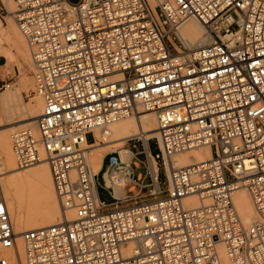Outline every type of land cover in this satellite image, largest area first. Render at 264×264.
<instances>
[{"label": "built area", "instance_id": "2783aa9c", "mask_svg": "<svg viewBox=\"0 0 264 264\" xmlns=\"http://www.w3.org/2000/svg\"><path fill=\"white\" fill-rule=\"evenodd\" d=\"M12 1L44 104L35 134L13 136L16 163L44 157L62 210L74 214L21 233L26 264H224L220 250L229 264H264V0ZM188 19L210 37L193 51L176 35ZM138 106L156 114L157 152L145 151L137 177L138 164L110 158L101 187L115 203L105 211L87 163L93 130ZM205 146L211 159L167 170L165 157ZM122 178V189L150 179V201L120 208ZM241 187L256 216L248 227L232 200ZM192 195L199 206L185 207ZM13 245L0 196V247Z\"/></svg>", "mask_w": 264, "mask_h": 264}, {"label": "bare ground", "instance_id": "6f19581e", "mask_svg": "<svg viewBox=\"0 0 264 264\" xmlns=\"http://www.w3.org/2000/svg\"><path fill=\"white\" fill-rule=\"evenodd\" d=\"M1 1L7 10V16L12 19L10 14L15 9L13 1ZM11 2L14 5L13 10ZM187 22L188 24L184 25ZM8 25L9 27L7 28L0 25V28L3 29L2 31L6 41L5 44L8 48V50L0 51V53H4L8 56L9 52L14 53L15 51L14 55L16 59L21 58L23 61L25 60V63L26 61L31 63L32 56L30 58L29 55L31 51L28 52L26 44L23 40L24 37L21 36L22 34L20 35L18 33L19 30L17 31L15 28L16 25L14 26L10 21ZM176 35L181 41L183 47L188 51H193L210 42V37L205 27H203L195 19H188L184 21L177 28ZM177 49L181 51L180 48L177 47ZM31 64H33V61ZM21 87L22 89L32 87V81L24 79L21 83ZM9 88V85H7L6 96L0 98V110L3 114L7 116L9 115V119H11V122L9 121L10 123L8 124V126H10V131L15 129L13 125H19V127L22 128L13 132L10 137V142H8L7 137L4 134V130L1 129L2 126L0 125V196L7 210L14 233L13 247L9 249L0 247V256L5 259L6 264H14V261H17L20 264L24 249L21 232L41 227H48L50 225L62 223L65 220L71 221L74 214L71 210L66 212L62 210L54 190L49 166L44 157H42L40 162L27 167H19L17 165L13 152V136L17 132L24 129H29L33 133L35 132L36 120L41 114L44 104L43 100L35 93L37 98L41 101L42 109H40L39 106H28L22 110L21 114L16 113L15 115L13 107L16 106L17 102L15 96L8 90ZM15 91L17 90H14V92ZM15 94L17 93L15 92ZM141 112L150 114L151 116L141 117ZM157 129L156 114L143 109L141 106H138L136 112L128 117L119 119L106 127L94 129L93 135L95 142L90 146L87 155V163L91 173L96 174L99 171L103 157L109 152H114L110 151V149L113 147H119V145H124L126 141L136 136L139 137L138 139L143 141L145 147L147 148L148 140L159 137ZM110 138L113 139L110 141ZM118 152L122 163L128 164L131 153L124 149L120 151L118 150ZM174 155L170 158L165 157L166 168L168 171H170L171 168L186 167L199 162L207 161L211 159V150L208 146H205ZM150 161L152 172L156 173L157 167L155 161L153 159ZM16 167L22 171L18 172ZM104 177H108L106 173L104 174ZM124 184L125 179L122 178L120 185L114 188L116 197H121L122 186ZM232 200L240 221L244 227H248L251 223H253L256 216L247 190L244 187L239 188L233 194ZM58 204L63 211V217L61 216L62 214L60 215L58 210ZM183 204L185 207L194 208L199 206V201L192 195L186 197ZM207 204L208 202L205 201L204 205ZM24 213L26 216L23 215ZM220 256L224 264H229L224 256L223 250H220ZM23 259L24 264H26L25 258Z\"/></svg>", "mask_w": 264, "mask_h": 264}, {"label": "rangeland", "instance_id": "374dc122", "mask_svg": "<svg viewBox=\"0 0 264 264\" xmlns=\"http://www.w3.org/2000/svg\"><path fill=\"white\" fill-rule=\"evenodd\" d=\"M3 1H5V0H3ZM70 1H75V0H70ZM11 6H12V10H13L14 5L12 2H11ZM9 21L12 22L13 25L15 26V24L11 18H9L5 13L4 14L0 13V25L1 26H4L6 28L9 27V25H8ZM186 24H188V22L185 23L184 25H186ZM15 28L18 31L16 26H15ZM2 30L3 29L0 28V42H1L0 43V51L8 50V48L5 44L6 41H5V37H4ZM18 33L21 35V33L19 31H18ZM23 40L26 44L28 52H30V49H29L25 39H23ZM169 44L171 46V43H169ZM176 45H177V43H176ZM14 53H15V51H14ZM14 53L9 52L8 56L4 53H1V54L5 55L7 59L1 56L3 60L2 59L0 60V64H2L3 61L5 63L7 60H11V61H7L8 68L4 69V67H3L2 71L0 72V86L5 85V88H1V90H0V98L6 96L5 95L6 94V86L9 85L10 88L8 90L11 91L12 92L11 94H13L15 96L16 102L18 104H20V105H18L16 103V106L13 107V112L15 113V115H16V113L21 114L22 110L28 106H34V107L39 106V108L42 109L41 101L35 95V79H34L35 69L33 68V64H31L32 61H31V63L29 61L28 62L26 61V63H25V60L23 61L21 58L16 59ZM29 55L31 58V53H29ZM24 63H25V65H24ZM24 79L31 80L32 81V87H28L27 89H22L21 83ZM14 90L18 91V92L15 91L17 94H15ZM15 108H16V110H15ZM17 109H18V111H17ZM40 112H41V110H40ZM140 116L141 117H150L151 115L141 112ZM9 118H10L9 115L7 116V115L3 114V112H1V110H0V125L2 126L1 129L4 130V134L6 135L8 142H10V137H11L12 133L15 132L16 130L22 128V127H19V125H13L15 127V129L13 131H10L9 130L10 126H8V124L11 122V119H9ZM32 126H34V125H32ZM25 127H29V126H25ZM29 128H33V127H29ZM134 138H139V137L136 136ZM112 139L113 138H110V141ZM148 142H149L150 152L152 155H154L157 152L156 142H155V140H153V138L148 140ZM122 146L123 145H119V147H113L112 149H110V151L118 152V150L120 151V148ZM126 148L131 150L134 154H136V157L133 159V161L137 162L139 164V167L133 166L134 176L136 177L139 173L144 175L145 171H146V167H145L146 157L143 153H139V151H143V149H144L143 144L140 142L132 141L126 145ZM110 158H114V157H110ZM109 159L106 162L107 164L109 163ZM15 166H17V165H15ZM29 168H31V167H29ZM16 170L18 172L22 171L21 169H18L17 167H16ZM148 181H149V179H146L144 181V183H148ZM97 182H98V197H99L100 201H102L104 204H106L105 211H109V210L113 209L114 200L111 197V195L105 189H103L101 187V185L103 183L101 176L97 177ZM160 186H161V189L163 191H166L167 185H166L164 178L161 176H160ZM146 194H147V190H144L142 195L146 196ZM142 201H150V199H139V202H142ZM132 204H133V201L131 200V201H128L126 203L121 204L120 208L128 207ZM58 206H59V204H58ZM58 210L60 212V215L62 214L61 216L63 217V211L61 210L60 206H59ZM23 215L26 216L25 213ZM23 258H24V249H23V255H22V260H21L20 264H24ZM14 264H19V263L17 261H14Z\"/></svg>", "mask_w": 264, "mask_h": 264}, {"label": "crops", "instance_id": "0c3cea01", "mask_svg": "<svg viewBox=\"0 0 264 264\" xmlns=\"http://www.w3.org/2000/svg\"><path fill=\"white\" fill-rule=\"evenodd\" d=\"M6 58L5 55L1 54L0 53V60L2 59V57ZM7 59V58H6ZM3 60V59H2ZM7 61H11V60H7ZM6 63L3 61L2 64H0V72L2 71V68L4 67V69H7L8 68V63ZM129 142H132V141H126L125 144L120 148V150L124 149V150H128L129 153H131V157L129 159L130 163L133 165H137L138 163L137 162H134L133 159L136 157V154H134L131 150L127 149L126 148V145L129 143ZM135 142H140L143 144V151H139V153H143L145 155V151L152 157L154 158V155L151 154L150 152V149H149V142H148V145H147V148L145 147L143 141L141 140H136ZM120 157V154L119 152H114L112 154H106L104 157H103V160L101 162V166H100V169L99 171L97 172V176L100 177L103 172L105 171L106 167L108 166V164L106 163L108 161V159L110 157ZM146 157V155H145ZM110 160V159H109ZM155 161V164H156V167L158 168V177H159V173H160V168H159V162L154 160ZM129 163V162H128ZM139 165V164H138ZM156 176V173L153 172ZM138 175H141V173H139ZM137 175V176H138ZM136 176V177H137ZM148 179V178H145L143 181L141 180L140 182H136V185L134 184H128L126 185L123 189H122V194H121V197L123 196L124 199H126V201H133L134 202H139V199H149L148 195H149V191L151 190V188L148 187V185L150 184V179L148 181V183H144V181ZM160 179V178H159ZM142 186V187H141ZM144 190H147V194L146 196L142 195L143 191ZM116 195V193H115ZM97 196H98V188H97ZM99 198V197H98ZM113 198V197H112ZM100 200V199H99ZM114 200V203H115V199L113 198ZM126 203V202H125Z\"/></svg>", "mask_w": 264, "mask_h": 264}, {"label": "water", "instance_id": "95a60500", "mask_svg": "<svg viewBox=\"0 0 264 264\" xmlns=\"http://www.w3.org/2000/svg\"><path fill=\"white\" fill-rule=\"evenodd\" d=\"M112 161H114V159H112Z\"/></svg>", "mask_w": 264, "mask_h": 264}]
</instances>
